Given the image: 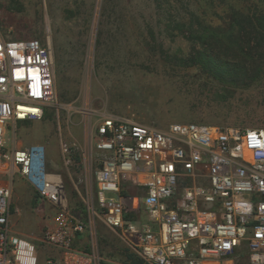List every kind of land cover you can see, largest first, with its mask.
Listing matches in <instances>:
<instances>
[{
  "label": "built area",
  "instance_id": "built-area-1",
  "mask_svg": "<svg viewBox=\"0 0 264 264\" xmlns=\"http://www.w3.org/2000/svg\"><path fill=\"white\" fill-rule=\"evenodd\" d=\"M48 109L63 165L85 176L94 171L95 191L82 198L87 224L68 210L45 145L13 149L7 140L17 122L40 121ZM60 114L70 136V127L81 129V142L63 141ZM16 177L52 209L38 240L44 258L35 240L10 226ZM95 217L146 264H264V129L193 122L159 128L86 103H60L49 48L0 31V264H100L93 242L89 251L75 246Z\"/></svg>",
  "mask_w": 264,
  "mask_h": 264
},
{
  "label": "rangeland",
  "instance_id": "rangeland-1",
  "mask_svg": "<svg viewBox=\"0 0 264 264\" xmlns=\"http://www.w3.org/2000/svg\"><path fill=\"white\" fill-rule=\"evenodd\" d=\"M114 1L115 10H103ZM114 1L0 0V31L6 38L36 39L49 48L60 103H86L159 128L193 122L264 129V60L256 63L258 78L225 85L200 66L178 60L200 49L169 25L176 15L188 20L181 4L186 0ZM65 122L60 114L63 141L81 142V129L70 127V136ZM78 122V115L70 118V123ZM59 139L56 115L48 109L40 121L17 122L7 140L13 149L45 145L49 171L62 176L68 210L87 224L82 198L86 189L95 191L94 171L85 176L77 166L66 169ZM11 190L10 226L38 245L52 209L34 201L18 177ZM91 242L100 264H131L127 256L134 252L98 217L75 246L89 251ZM45 254L39 246L40 257Z\"/></svg>",
  "mask_w": 264,
  "mask_h": 264
},
{
  "label": "trees",
  "instance_id": "trees-1",
  "mask_svg": "<svg viewBox=\"0 0 264 264\" xmlns=\"http://www.w3.org/2000/svg\"><path fill=\"white\" fill-rule=\"evenodd\" d=\"M181 4L187 8L188 20L176 15L170 17L169 25L200 49L193 48L190 56L178 59L180 64L200 66L225 85L258 78L255 68L264 60V0H186ZM117 6L110 2L103 10ZM127 257L131 264H146L135 253Z\"/></svg>",
  "mask_w": 264,
  "mask_h": 264
}]
</instances>
